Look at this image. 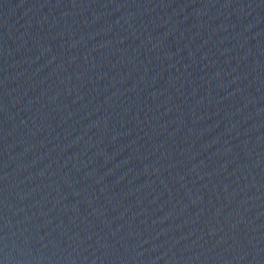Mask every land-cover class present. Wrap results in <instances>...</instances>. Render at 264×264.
Here are the masks:
<instances>
[{
    "label": "water",
    "instance_id": "water-1",
    "mask_svg": "<svg viewBox=\"0 0 264 264\" xmlns=\"http://www.w3.org/2000/svg\"><path fill=\"white\" fill-rule=\"evenodd\" d=\"M0 264H264V0H0Z\"/></svg>",
    "mask_w": 264,
    "mask_h": 264
}]
</instances>
